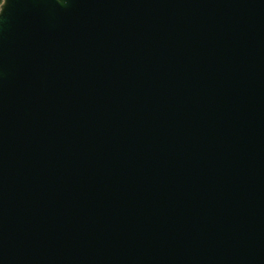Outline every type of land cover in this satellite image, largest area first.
I'll list each match as a JSON object with an SVG mask.
<instances>
[{"label": "water", "instance_id": "95a60500", "mask_svg": "<svg viewBox=\"0 0 264 264\" xmlns=\"http://www.w3.org/2000/svg\"><path fill=\"white\" fill-rule=\"evenodd\" d=\"M0 8V264H264V0Z\"/></svg>", "mask_w": 264, "mask_h": 264}, {"label": "snow or ice", "instance_id": "6c2138e0", "mask_svg": "<svg viewBox=\"0 0 264 264\" xmlns=\"http://www.w3.org/2000/svg\"><path fill=\"white\" fill-rule=\"evenodd\" d=\"M4 2V0H0V4H2Z\"/></svg>", "mask_w": 264, "mask_h": 264}, {"label": "trees", "instance_id": "16d2710c", "mask_svg": "<svg viewBox=\"0 0 264 264\" xmlns=\"http://www.w3.org/2000/svg\"><path fill=\"white\" fill-rule=\"evenodd\" d=\"M2 4H0V7H1ZM1 9V8H0Z\"/></svg>", "mask_w": 264, "mask_h": 264}, {"label": "clouds", "instance_id": "9594fccd", "mask_svg": "<svg viewBox=\"0 0 264 264\" xmlns=\"http://www.w3.org/2000/svg\"><path fill=\"white\" fill-rule=\"evenodd\" d=\"M61 2H62V0H61Z\"/></svg>", "mask_w": 264, "mask_h": 264}]
</instances>
